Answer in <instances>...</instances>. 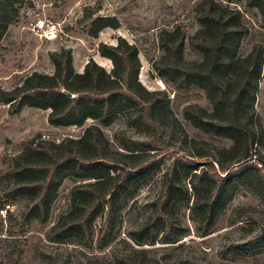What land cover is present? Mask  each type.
Returning a JSON list of instances; mask_svg holds the SVG:
<instances>
[{
    "label": "rangeland",
    "instance_id": "rangeland-1",
    "mask_svg": "<svg viewBox=\"0 0 264 264\" xmlns=\"http://www.w3.org/2000/svg\"><path fill=\"white\" fill-rule=\"evenodd\" d=\"M205 1L25 0L20 6L0 41V90H13L35 72L54 75L53 55L67 51L76 73L84 72L90 59L113 73L114 62L100 54V44L126 42L137 49V80L149 93H144L147 102L110 114L108 122L89 118L81 126L51 124L50 109L25 106L12 114L9 104L0 101V264H264V164L257 161V168L231 174L219 197L212 198L211 186L227 174L223 169L230 172L238 165L233 164L235 142L202 131L188 118L190 107L213 113L204 89L180 86L174 75H163L168 73L166 41L185 39L181 64L202 62L191 38L215 36L202 18ZM216 1L227 15L241 13L247 33L238 57L262 50L256 98L247 107L249 122L257 130L255 151L264 158V12L248 0ZM100 17L115 18L119 26L106 27L94 37L93 22ZM39 19L59 24L57 40L46 41L35 33L33 23ZM225 76L236 88L241 65L229 68ZM91 125L103 132L99 149L91 145ZM43 140L61 159L73 150L87 160L103 156L133 170L145 159L152 161L132 182L137 190L118 214L111 234L104 237L103 214L85 231L77 225L85 201L79 187L98 183V168L85 173L67 165L45 206L39 205L35 185L44 172L31 166L50 160L38 150ZM168 190L167 211L181 230L176 229L175 238H166L159 220L141 240L137 231L158 213Z\"/></svg>",
    "mask_w": 264,
    "mask_h": 264
},
{
    "label": "trees",
    "instance_id": "trees-1",
    "mask_svg": "<svg viewBox=\"0 0 264 264\" xmlns=\"http://www.w3.org/2000/svg\"><path fill=\"white\" fill-rule=\"evenodd\" d=\"M24 1L0 0V41L7 33ZM248 3L264 12V0H248ZM203 5L205 14L202 18L205 24L215 30V36L212 40L202 36L191 38L192 44L203 55L202 62L190 66L181 64L185 39L166 41L163 46L169 53V57L164 67L168 73L163 75H174L176 77L174 81L180 86H198L206 91L213 105V113L202 108L190 107L187 110L188 118L202 131L233 140L235 145L232 150L236 152L233 164L245 162L230 172L228 169H223L227 172L225 178L211 186L212 198H218L222 185L231 174L244 173L252 167L257 168L254 164L257 161L264 164V158L258 157L255 151L257 130L249 122L250 111L247 107L252 105L256 98L263 57L260 49L253 50L246 58L238 57L242 38L247 33L246 27L241 23L239 11L233 12L237 14L235 17L227 15L223 5L216 0H206ZM118 26L117 19L100 17L93 22L91 35L96 37L102 29ZM99 52L114 62L113 73H108L93 59L86 64L84 72L76 73L70 51L54 54L53 60L56 65L54 75L35 72L26 79L24 84L13 90H0V101L9 104L12 114L20 113L25 106L50 109L48 120L56 126H81L89 118L108 122L110 114L147 102L144 93L149 92L137 80L139 72L137 49L126 42L118 45L102 42ZM235 64L241 65L242 79L236 88H232V81L226 78L225 72ZM87 131L91 134L92 147L101 148L103 136L101 128L91 125ZM38 150L50 159L43 165L31 166L33 169L36 168L35 170L44 172V179L35 185L39 189L40 206H45L52 189L60 180V173L63 168H67V165L72 164L75 172L86 173L94 168L100 170V173L94 175L98 178V183L79 187L80 192L85 195V201L82 203V214L77 225L85 231L89 222H92L99 214H103L104 237L111 234L118 214L136 192L137 187H134L132 182L140 179L152 164V161L145 159L142 161L145 164L137 170L131 167L121 168L118 161L103 156L87 160L78 151L73 150L68 151L67 159H61L53 152L52 144L44 140L39 144ZM249 159L251 161H248ZM213 168L215 169L214 166ZM114 169H121V171H114L117 172L115 174ZM205 172L207 171H203L200 175L199 180L202 183ZM174 174L175 169L172 170V176ZM169 202L170 191L168 190L156 209L158 213L142 230L137 231L141 240L145 238L144 231L153 229L159 220H162L165 225L166 238L173 239L178 235L176 229L181 230V227H177L176 221L167 211Z\"/></svg>",
    "mask_w": 264,
    "mask_h": 264
},
{
    "label": "built area",
    "instance_id": "built-area-1",
    "mask_svg": "<svg viewBox=\"0 0 264 264\" xmlns=\"http://www.w3.org/2000/svg\"><path fill=\"white\" fill-rule=\"evenodd\" d=\"M35 33L46 41H55L59 37V24L45 19H39L33 23Z\"/></svg>",
    "mask_w": 264,
    "mask_h": 264
},
{
    "label": "water",
    "instance_id": "water-1",
    "mask_svg": "<svg viewBox=\"0 0 264 264\" xmlns=\"http://www.w3.org/2000/svg\"><path fill=\"white\" fill-rule=\"evenodd\" d=\"M70 95H72V94H70ZM244 163H245V162H244ZM244 163H240V164H238V165H234V166H233V169H236L237 167L242 166Z\"/></svg>",
    "mask_w": 264,
    "mask_h": 264
}]
</instances>
